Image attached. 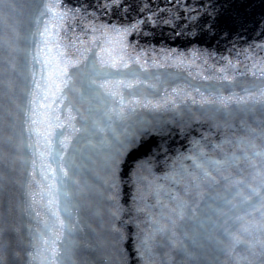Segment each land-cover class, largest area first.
<instances>
[{"label": "snow or ice", "instance_id": "snow-or-ice-1", "mask_svg": "<svg viewBox=\"0 0 264 264\" xmlns=\"http://www.w3.org/2000/svg\"><path fill=\"white\" fill-rule=\"evenodd\" d=\"M102 7L127 11L121 0H106ZM18 12H23V18L14 20ZM206 15L212 17L211 23L205 21L211 32L221 22V13L213 7ZM86 19L81 8L69 7L65 0H30L23 5L18 0H0V20L6 26L0 36V123L5 129L0 161L13 173L17 162L24 166L27 209L36 221L34 228L29 225V264H78L74 233L79 226V199L85 191L84 149H110L106 164L114 180L121 158L141 147L152 131L153 125L140 118L138 110L162 107L141 92L145 85L155 87L142 78L148 71L146 61L133 60L125 51L127 36L138 31L143 21L123 26L88 20L84 34L91 37L85 41L74 28ZM244 91L245 96H221L218 101L201 94L199 103H218L216 111L222 108L229 114L232 103L245 112H255L259 105L264 116V85L257 92ZM258 123L261 144L238 138L240 155L231 152L214 159L201 141H193L199 152L178 155L163 177L173 186L156 183L153 188L149 181L160 211L157 215L147 207L141 209L148 212L152 225L138 249L145 264H157L155 246L169 249L163 253L167 259L159 264H175L173 251L192 257L184 242L192 239L190 227L194 234L204 230L233 264H264V118ZM248 131L257 134L256 128ZM230 143L225 140L212 147L223 151V145ZM158 147L164 154L169 150L163 144ZM150 151L152 155L137 166L138 173L151 174L158 153ZM186 160L192 165H185ZM242 163L253 169L247 177ZM233 167L239 169L240 178L224 174ZM0 178L4 187L20 182L9 172ZM218 185H223V192L216 191ZM111 187L115 189V183ZM0 264H7L6 256L0 255Z\"/></svg>", "mask_w": 264, "mask_h": 264}, {"label": "water", "instance_id": "water-1", "mask_svg": "<svg viewBox=\"0 0 264 264\" xmlns=\"http://www.w3.org/2000/svg\"><path fill=\"white\" fill-rule=\"evenodd\" d=\"M29 2L18 0L21 5ZM105 2L65 0L69 7L81 8L87 18L75 25V33L88 41L91 33L84 34L88 20H94L97 25L123 26L143 21L138 31L127 36L125 51L133 60L146 61L144 67L148 71L142 78L155 87L145 85L141 92L153 104L160 103L162 107L138 110L140 118L151 122L152 131L144 137L141 147L121 158L114 180L106 164L110 149L107 146L84 149L81 180L85 191L79 199L74 259L78 264H145L138 249L152 225L148 212L141 209L147 207L157 215L160 211L153 189L148 187L149 181L153 188L156 183L173 186L163 177L172 170L170 165L178 155L199 152L193 141H201L208 156L214 159H222L231 152L240 155L236 146L238 138L254 139L258 145L262 143L258 138V121L264 116L259 105L255 112H245L232 103L229 114L222 108L216 111L220 108L218 103L202 105L199 101L203 97L217 101L221 96L242 97L246 95V88L257 92L264 85V0H121L127 11L123 8L105 10L102 7ZM213 7L221 13V22L210 32L208 23L212 17L206 13H211ZM22 18L23 12L14 15V20ZM5 31V23L0 20V36ZM222 68L223 72L220 71ZM249 127L256 128L257 134L250 133ZM4 134L5 129L0 123V152L5 148ZM225 140L232 143L224 144L223 151L213 149L212 145ZM161 144L169 149L166 154L160 152L158 146ZM150 150L158 153L151 165V174L138 173L137 166L152 155ZM184 164L190 166L192 161L186 160ZM23 167L17 162V171L13 173L0 161V177L9 172L20 181L9 182L4 187L0 178V255L6 256L7 264H29L28 253L32 251L28 243L29 225L34 228L36 221L27 209ZM240 167L246 169L243 173L246 177L253 171L243 163ZM229 173L233 178L242 175L236 167L224 174ZM141 176L148 179L142 180ZM113 183L115 189L111 187ZM223 190V185L216 186V191ZM208 231H211L210 225ZM189 235L192 239L184 242L194 255L186 257L173 251L175 264L180 261L184 264H233L232 258L219 252L215 240L209 239L204 230L194 234L190 227ZM159 239L157 237L154 245ZM154 251L157 264L167 259L163 253L169 249L155 246Z\"/></svg>", "mask_w": 264, "mask_h": 264}]
</instances>
